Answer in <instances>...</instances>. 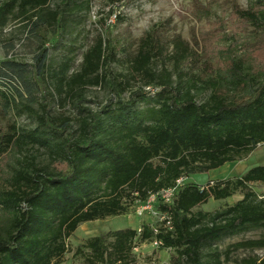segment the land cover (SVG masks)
<instances>
[{"label":"trees","instance_id":"trees-1","mask_svg":"<svg viewBox=\"0 0 264 264\" xmlns=\"http://www.w3.org/2000/svg\"><path fill=\"white\" fill-rule=\"evenodd\" d=\"M52 2L0 0V27L23 18L33 46L30 63L9 58L15 42L5 45L0 61L3 108L33 126L0 129V264H60L81 224L128 215L152 195H159L153 206L165 218L160 225L144 222L140 231L90 238L75 255L83 264H133L136 246L156 242L174 252L171 264H226L235 251L264 248V238L219 246L264 229V198L252 189L264 185V166L204 188L185 180L171 201L160 198L179 179L237 162L264 144V0L233 7V41L248 27L258 34L242 56L229 52L217 66L213 59L203 63L180 35L164 41L152 29L120 73L112 70L119 62L112 43L102 36L73 71L79 47L72 37L91 1ZM47 31L57 37L48 46ZM52 49L62 52L52 56ZM92 87L107 89L114 100L86 107ZM237 193L243 198L232 206L198 210ZM234 264H264V258Z\"/></svg>","mask_w":264,"mask_h":264},{"label":"rangeland","instance_id":"rangeland-1","mask_svg":"<svg viewBox=\"0 0 264 264\" xmlns=\"http://www.w3.org/2000/svg\"><path fill=\"white\" fill-rule=\"evenodd\" d=\"M91 10L83 20L81 26L73 35L74 45L79 47L73 71H77L83 60V54L98 36L110 40L119 62L112 65L114 73L126 72L127 57L134 56L139 48L140 42L146 34L157 29L164 41L171 40L180 35L193 50L200 56L201 61L207 62L213 59L217 66L230 52L242 56L248 52L256 43L258 34L253 27H248L239 35V43L233 41L234 18L233 7L248 9L254 0H90ZM59 0H53L55 6ZM114 11L113 14L111 12ZM116 16H119L117 18ZM25 22L23 18L11 17L5 26L0 27V61L6 58L5 45L16 43V50L9 58L22 62H32L30 53V41L26 38ZM57 39L52 31H47L46 45H50ZM64 38L62 42H67ZM227 50V51H226ZM61 49H52V56L58 55ZM228 57V56H227ZM264 58V52L259 54ZM225 61V59H224ZM160 64L157 71H160ZM204 69L203 64L199 70ZM140 84H136V91ZM154 90V89H151ZM130 91L122 95L127 100ZM88 103L86 107L97 109L98 106L110 102L112 96L103 87H92L86 94ZM58 110L57 107H55ZM69 115L75 117L77 111L68 107ZM12 126L17 128H32L31 122L25 116H19L16 111L5 110L0 99V129L8 132ZM264 166V144L249 155L243 156L239 161L227 163L224 166L208 173L192 175L186 182L206 187L210 182L218 180L234 179L243 176L253 167ZM252 189L260 198H264V185L256 184ZM243 198V194L237 193L233 197L215 201L198 208L204 212H214L227 206H232ZM143 204L136 202L130 206L128 215L110 217L106 220H98L81 224L73 235L67 240L69 252L60 264H83V260L75 255L79 246L88 239L100 236L110 231L122 229L141 230L144 222L152 225H160L164 217L154 209L142 212ZM142 212V213H141ZM264 238V229L252 230L238 237L224 240L219 244L221 250L227 249L229 245ZM135 261L133 264H171L174 252L171 250H159L156 242H146L135 247L133 250ZM248 257L264 258L262 249H240L231 255V262Z\"/></svg>","mask_w":264,"mask_h":264},{"label":"built area","instance_id":"built-area-1","mask_svg":"<svg viewBox=\"0 0 264 264\" xmlns=\"http://www.w3.org/2000/svg\"><path fill=\"white\" fill-rule=\"evenodd\" d=\"M186 179H179L175 185V187L173 188H169V189H165L163 190L161 193H160V198L165 200V201H171L173 196H174V193H175V189L184 183ZM159 195H152L141 207H143V211L142 212H146V211H153L154 210V206H153V203L154 201L156 200V198L158 197ZM141 212V213H142ZM165 219V218H164ZM169 224V223H168Z\"/></svg>","mask_w":264,"mask_h":264}]
</instances>
